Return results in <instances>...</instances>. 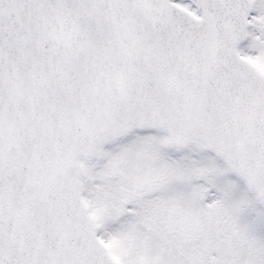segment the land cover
<instances>
[{"label":"snow or ice","instance_id":"6c2138e0","mask_svg":"<svg viewBox=\"0 0 264 264\" xmlns=\"http://www.w3.org/2000/svg\"><path fill=\"white\" fill-rule=\"evenodd\" d=\"M0 264H264V0H0Z\"/></svg>","mask_w":264,"mask_h":264}]
</instances>
